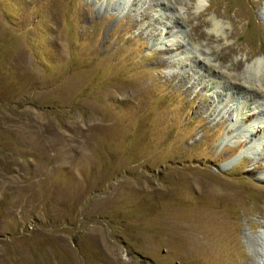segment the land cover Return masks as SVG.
<instances>
[{"label": "rangeland", "instance_id": "obj_1", "mask_svg": "<svg viewBox=\"0 0 264 264\" xmlns=\"http://www.w3.org/2000/svg\"><path fill=\"white\" fill-rule=\"evenodd\" d=\"M168 4L0 0V264H264V0Z\"/></svg>", "mask_w": 264, "mask_h": 264}, {"label": "clouds", "instance_id": "obj_2", "mask_svg": "<svg viewBox=\"0 0 264 264\" xmlns=\"http://www.w3.org/2000/svg\"><path fill=\"white\" fill-rule=\"evenodd\" d=\"M167 7H170L168 0H163ZM210 7V0H178V5L175 8L177 13L174 19L184 20L186 17L203 16V24L199 20L194 21L193 27L200 28L207 38L219 42L227 47H231L235 42L228 39V34L231 31V22L224 26V35L222 36L217 29L224 23L222 17H215L208 12ZM194 50V46H193ZM239 59V57H236Z\"/></svg>", "mask_w": 264, "mask_h": 264}]
</instances>
